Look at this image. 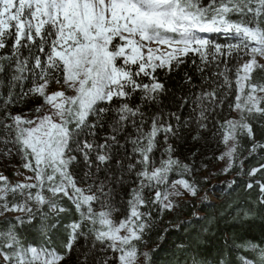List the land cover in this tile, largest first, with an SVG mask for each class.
Returning <instances> with one entry per match:
<instances>
[{"label": "snow or ice", "instance_id": "6c2138e0", "mask_svg": "<svg viewBox=\"0 0 264 264\" xmlns=\"http://www.w3.org/2000/svg\"><path fill=\"white\" fill-rule=\"evenodd\" d=\"M229 219L264 232V0H0V264H160L174 229L163 264H264Z\"/></svg>", "mask_w": 264, "mask_h": 264}, {"label": "trees", "instance_id": "16d2710c", "mask_svg": "<svg viewBox=\"0 0 264 264\" xmlns=\"http://www.w3.org/2000/svg\"><path fill=\"white\" fill-rule=\"evenodd\" d=\"M223 194V189L220 191ZM207 211H212L213 209L209 207L206 209ZM185 215H188V212H185ZM221 227L225 229L230 235H234L236 238V242L239 243L241 239L244 240H259L260 238L264 237V232H262L261 225L259 222H256L254 224L248 225H237L235 227L232 226V221L229 219L228 223H221ZM183 235L179 230L174 229L173 235L171 236V239L168 240L166 243H163L161 245L162 250L158 252V257L160 260V264H163L164 259L170 254L172 250V244L171 241H174L177 239L178 236ZM220 246L218 241H214L213 244H210L209 247L213 249V252L215 251V248H218Z\"/></svg>", "mask_w": 264, "mask_h": 264}, {"label": "rangeland", "instance_id": "374dc122", "mask_svg": "<svg viewBox=\"0 0 264 264\" xmlns=\"http://www.w3.org/2000/svg\"><path fill=\"white\" fill-rule=\"evenodd\" d=\"M221 189H224V186L222 184L217 185V191H221Z\"/></svg>", "mask_w": 264, "mask_h": 264}]
</instances>
